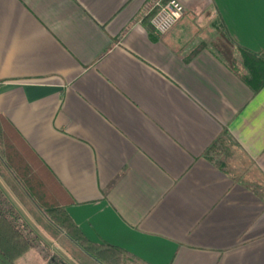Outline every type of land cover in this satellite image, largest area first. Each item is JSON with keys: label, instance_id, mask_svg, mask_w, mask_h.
<instances>
[{"label": "crops", "instance_id": "obj_1", "mask_svg": "<svg viewBox=\"0 0 264 264\" xmlns=\"http://www.w3.org/2000/svg\"><path fill=\"white\" fill-rule=\"evenodd\" d=\"M166 1L0 0V190L149 264H264V0H178L157 35Z\"/></svg>", "mask_w": 264, "mask_h": 264}, {"label": "trees", "instance_id": "obj_2", "mask_svg": "<svg viewBox=\"0 0 264 264\" xmlns=\"http://www.w3.org/2000/svg\"><path fill=\"white\" fill-rule=\"evenodd\" d=\"M240 63L248 73L245 81L254 91H258L264 85V53H253L242 49ZM38 205L44 213L43 218L52 223L51 228H45L47 234L66 251L73 252L79 264L83 263L82 256H87L95 264H149L118 246L87 240L60 205L40 202ZM40 242L39 236L22 219L0 190V264H15L17 259Z\"/></svg>", "mask_w": 264, "mask_h": 264}, {"label": "rangeland", "instance_id": "obj_3", "mask_svg": "<svg viewBox=\"0 0 264 264\" xmlns=\"http://www.w3.org/2000/svg\"><path fill=\"white\" fill-rule=\"evenodd\" d=\"M153 10L154 8L151 9V13ZM32 230L39 236L41 242L31 247L27 253L15 261V264H50L49 262L54 264H79L73 252L66 251L57 241L52 240V237L46 231H39L36 228Z\"/></svg>", "mask_w": 264, "mask_h": 264}, {"label": "built area", "instance_id": "obj_4", "mask_svg": "<svg viewBox=\"0 0 264 264\" xmlns=\"http://www.w3.org/2000/svg\"><path fill=\"white\" fill-rule=\"evenodd\" d=\"M149 24L157 35L166 34L184 12L183 5L178 0H167L163 4L156 3Z\"/></svg>", "mask_w": 264, "mask_h": 264}]
</instances>
